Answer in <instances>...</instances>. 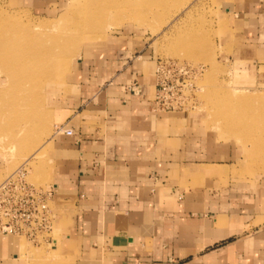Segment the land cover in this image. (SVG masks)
Segmentation results:
<instances>
[{"label":"rangeland","instance_id":"obj_1","mask_svg":"<svg viewBox=\"0 0 264 264\" xmlns=\"http://www.w3.org/2000/svg\"><path fill=\"white\" fill-rule=\"evenodd\" d=\"M237 4L62 0L37 7L24 0H0V31H5L0 42L6 48L5 54L0 51V182L23 163L26 179L35 187L47 189L58 180L54 140L41 146L61 123L74 134L70 125L78 121L73 118L79 110L76 100L82 82H88L77 72L76 57L105 46L129 57L123 48L128 45L130 53L132 47L136 51L134 70L154 85L157 75L162 77L157 73L160 61H173L182 70L173 79L164 72L176 89L167 96L173 109L165 115L203 155L190 184L239 200L256 198L264 209V108L242 103L253 98L264 102V59L251 49V35L233 17ZM39 24L49 25L48 31L35 27ZM125 88H132L130 82ZM72 135L61 132L54 139ZM50 236L57 254L55 244L12 236L22 264H78L77 248L59 226Z\"/></svg>","mask_w":264,"mask_h":264},{"label":"crops","instance_id":"obj_2","mask_svg":"<svg viewBox=\"0 0 264 264\" xmlns=\"http://www.w3.org/2000/svg\"><path fill=\"white\" fill-rule=\"evenodd\" d=\"M235 1L233 17L264 59V0ZM123 48L129 57L107 46L76 57L88 82L76 100L74 134L54 139L61 123L46 141L54 140L58 179L54 226L77 248L78 264H264L261 203L190 184L203 155L166 117L170 111L155 110L154 82L134 70V48ZM19 258L17 240L0 234V264Z\"/></svg>","mask_w":264,"mask_h":264},{"label":"built area","instance_id":"obj_3","mask_svg":"<svg viewBox=\"0 0 264 264\" xmlns=\"http://www.w3.org/2000/svg\"><path fill=\"white\" fill-rule=\"evenodd\" d=\"M157 66V73L162 72V77L157 75L154 105L159 110L170 111L173 108L167 105L166 99L173 96L176 89L169 78L173 79L174 74L182 70L173 61H160ZM164 72L173 76L165 77ZM62 133L70 136L72 130L63 128ZM26 166L23 163L0 182V234L24 237L33 243L53 244L50 236L54 228L53 187L43 189L30 184L26 179Z\"/></svg>","mask_w":264,"mask_h":264},{"label":"bare ground","instance_id":"obj_4","mask_svg":"<svg viewBox=\"0 0 264 264\" xmlns=\"http://www.w3.org/2000/svg\"><path fill=\"white\" fill-rule=\"evenodd\" d=\"M35 27H37V28H42V29H47V31H48V29H49V25H46V24H39V25H36ZM51 31V30H50ZM5 31H0V35H2L3 33H4ZM56 40V39H55ZM61 41H63V38H60V42ZM5 47L1 44V42H0V51H3L4 52V54H5ZM30 59V58H29ZM11 64L12 65H16L15 64V62H11ZM18 64H20V63H18ZM256 99V100H255ZM243 103V105H254V104H257V103H260V104H258L256 107H255V109H257L258 111H261L263 108H264V105H262L264 102L259 98V99H257V98H253V99H251L250 101H249V99H246V101H243L242 102ZM46 143L47 142H45L44 143V145H42L41 146V149H43L44 147H45V145H46ZM41 149L38 151V152H36L35 153V155H37V154H39V152L41 151ZM53 252H56L57 251V248H56V246H53Z\"/></svg>","mask_w":264,"mask_h":264}]
</instances>
